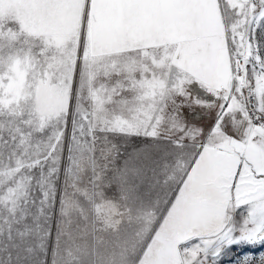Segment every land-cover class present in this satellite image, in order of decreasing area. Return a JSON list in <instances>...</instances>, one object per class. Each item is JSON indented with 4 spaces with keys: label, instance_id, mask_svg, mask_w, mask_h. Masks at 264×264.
<instances>
[{
    "label": "snow or ice",
    "instance_id": "snow-or-ice-1",
    "mask_svg": "<svg viewBox=\"0 0 264 264\" xmlns=\"http://www.w3.org/2000/svg\"><path fill=\"white\" fill-rule=\"evenodd\" d=\"M0 264H264V0H0Z\"/></svg>",
    "mask_w": 264,
    "mask_h": 264
}]
</instances>
